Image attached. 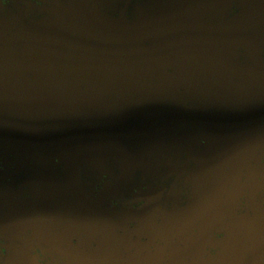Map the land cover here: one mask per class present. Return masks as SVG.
Listing matches in <instances>:
<instances>
[{"label": "flooded vegetation", "instance_id": "flooded-vegetation-1", "mask_svg": "<svg viewBox=\"0 0 264 264\" xmlns=\"http://www.w3.org/2000/svg\"><path fill=\"white\" fill-rule=\"evenodd\" d=\"M0 264H264V0L0 2Z\"/></svg>", "mask_w": 264, "mask_h": 264}, {"label": "snow or ice", "instance_id": "snow-or-ice-1", "mask_svg": "<svg viewBox=\"0 0 264 264\" xmlns=\"http://www.w3.org/2000/svg\"><path fill=\"white\" fill-rule=\"evenodd\" d=\"M0 2H3V0H0Z\"/></svg>", "mask_w": 264, "mask_h": 264}]
</instances>
